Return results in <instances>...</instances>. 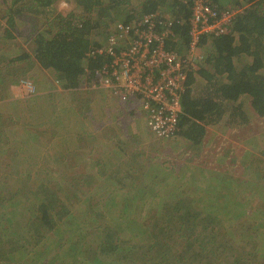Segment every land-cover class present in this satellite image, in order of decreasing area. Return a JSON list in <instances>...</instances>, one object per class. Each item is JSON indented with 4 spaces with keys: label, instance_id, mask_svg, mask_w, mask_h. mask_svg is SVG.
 <instances>
[{
    "label": "rangeland",
    "instance_id": "374dc122",
    "mask_svg": "<svg viewBox=\"0 0 264 264\" xmlns=\"http://www.w3.org/2000/svg\"><path fill=\"white\" fill-rule=\"evenodd\" d=\"M11 1L0 0V49L16 55L18 46H27L19 32L29 35L47 22L39 16L34 19L16 16V37L6 38L7 12ZM142 1L132 0V6L122 8L117 19H106V32L96 34L99 42L106 38L111 25L125 19L124 10L136 9ZM237 1L240 0H223L221 6L242 5ZM54 9L47 11V20L51 25L61 22L63 17H59V13L66 14L75 9V3L72 0H58ZM160 12L172 16L166 9H160ZM76 14L83 16L84 20L90 16L79 11ZM140 14L139 10L135 15ZM89 19L94 20V24L98 23V15ZM99 23L104 24V21ZM40 29L46 31L44 27ZM250 61L243 56L239 64ZM0 72L3 74L1 81H5L7 87L11 85L19 89L15 96H24L16 105L0 101V214L4 213L18 227L27 216H30V220L34 214L24 211L26 204L36 202L33 206L37 208L41 201H47L53 209L58 210L63 204L68 208L62 209L66 217L56 221L58 229L48 231L38 245H34L39 240L33 235L34 232L27 234L22 239L25 247L33 244L30 250L48 257L49 264H140L131 259L127 250L132 244L137 248L145 243L154 225L174 224L176 219L167 218L169 208L184 205L185 202L207 214L209 209L218 212L228 233L227 241L235 244L233 249L237 247L241 251H248L252 244H256L258 261L264 264V116L252 110L251 120L232 127L237 123L238 113L228 103L222 118L223 127L221 122L211 124L223 128V140L215 141L214 138L221 133L216 129L213 139L209 140L207 136L200 143H194L179 136L178 139L157 138L147 126L139 105L136 114L137 118H141L139 124H144V132L135 136L129 134L125 146L121 145L120 139H116V147L121 146L124 150L116 148V155L111 154L109 159L100 157L101 172L93 174L87 172L92 169L91 164H83L88 159L83 157L84 162L81 163L78 151L70 159L67 157L76 146V127L68 124L75 117L73 109L84 113L91 111L86 94L70 98L69 102L73 105H70L72 110L68 111L71 114L65 110L59 116L60 107L56 112H50L44 97L34 100L39 97L40 91L50 90L51 95L55 96L53 92L58 82L32 58L11 63L1 68ZM16 74L21 77L20 80H32L36 91L29 93L21 86L19 79L14 81ZM203 84L199 78L195 89ZM7 87L0 91V100L8 97L10 90L6 91ZM79 92L77 90L74 94ZM46 105L49 108L48 120L45 116ZM244 108H251L248 101ZM84 115L87 117L89 113ZM53 120L63 133L58 138H55V132L48 130V124ZM107 134V131L102 132L100 139L106 138ZM46 144L52 147L49 149L44 146ZM48 149L51 153L46 156ZM102 149L103 143L99 147V150ZM43 154L46 156L44 160L41 159ZM104 160H117L115 173L105 172L107 166L103 164ZM38 164L41 165L38 167ZM40 167L49 169L50 176L45 175L51 179L40 181L42 173H37ZM256 227V237L246 234ZM246 243L250 246L247 247ZM179 246H174L173 251L177 248L181 250ZM29 255L33 258L34 252ZM28 258L19 259V264H25L22 261ZM14 263L18 264V260Z\"/></svg>",
    "mask_w": 264,
    "mask_h": 264
},
{
    "label": "trees",
    "instance_id": "16d2710c",
    "mask_svg": "<svg viewBox=\"0 0 264 264\" xmlns=\"http://www.w3.org/2000/svg\"><path fill=\"white\" fill-rule=\"evenodd\" d=\"M72 1L75 3V9L66 14L59 13L58 16L63 17V20L51 25L50 20H47V11L55 10L54 4L58 0H12L7 12L6 38L16 37L14 33L17 27L16 16L31 19L42 17L47 22L43 26L46 31L40 29L43 28L42 23L37 27L38 31H33L29 35L19 32L27 46H18L16 55L0 49V69L11 63L32 58L42 69L56 77L64 89H81L87 85L93 79L94 70L105 61L103 56L93 60L87 57L91 49L102 46L105 40L99 42L96 34L105 33L108 28L105 20L117 19L122 8L130 4L132 6V0ZM210 1L222 7L223 0ZM192 3L193 0H144L136 9L124 10L123 21L128 23L137 18L135 14L139 10L140 15L159 12L168 16L160 12V9H166L172 15L168 17L179 19L181 22L174 28L178 41L172 40L169 44L183 50L189 39L188 20ZM237 3L242 4L240 6L244 7V11L235 19L230 33L206 36L202 40L201 47L205 59L199 70L190 73L187 88L181 96L183 114L176 138L179 136L200 143L205 135L206 126L222 120L228 103H231L230 106L234 110L243 109L247 101L250 103L252 109L244 108L242 113L239 112L238 119L242 123L250 119V110L264 116V0H240ZM77 11L90 15L89 18L98 15V23L94 24L95 21L89 18L84 20L83 16L76 14ZM101 21H104V24L99 23ZM243 56L251 61L239 64V59ZM87 70L90 71L89 74L86 73ZM2 75L0 72V91L7 87L5 81H1ZM20 78L16 74L14 81ZM199 78L204 84L195 89L194 85ZM49 153L51 150L47 151L46 156ZM41 159H45L44 154ZM40 165L38 164V167ZM40 168L37 170L38 174L42 173L40 181L51 179L44 174L47 172L50 176L49 169ZM35 204L37 203L33 202L32 205L26 204L23 207L26 213L34 214L30 220H28L30 216H27L18 227H15L13 221L4 213L0 214V264H15L16 260L19 264V259L23 257H29L22 261L25 264L50 263L48 257L37 253L36 250H30L33 244L25 247L22 239L34 232L33 235L39 238L34 245H38L48 231L56 228V221L66 217L67 214L62 209L68 208L63 204L56 210L50 207L47 201H41L37 208L33 206ZM184 205L169 208L167 218L176 219L174 224L154 225V228L149 230L151 235L145 243L139 244L137 248L133 244L130 246L127 251L132 260L140 264H262L258 261V247L252 244V240L250 243L252 248L248 251L245 249L241 251L237 247L233 249L235 244L231 240L227 241L228 233L218 212L209 209L207 214L195 210L185 202ZM256 230L257 227L246 234L254 238L257 236ZM250 244L246 243V246L249 247ZM178 245L181 250L177 248L173 251V247ZM33 252L32 258L29 254Z\"/></svg>",
    "mask_w": 264,
    "mask_h": 264
},
{
    "label": "built area",
    "instance_id": "2783aa9c",
    "mask_svg": "<svg viewBox=\"0 0 264 264\" xmlns=\"http://www.w3.org/2000/svg\"><path fill=\"white\" fill-rule=\"evenodd\" d=\"M190 6L189 39L183 50L169 44L180 20L153 12L116 23L106 43L88 52L90 57L105 58L93 74L92 85L106 88L124 102L140 100L148 127L159 138L177 133L181 95L189 74L199 70L203 60L202 37L228 34L243 12L241 7L220 8L210 0H193ZM20 82L29 93L36 91L32 80Z\"/></svg>",
    "mask_w": 264,
    "mask_h": 264
},
{
    "label": "crops",
    "instance_id": "0c3cea01",
    "mask_svg": "<svg viewBox=\"0 0 264 264\" xmlns=\"http://www.w3.org/2000/svg\"><path fill=\"white\" fill-rule=\"evenodd\" d=\"M57 82H58V80H57ZM55 88L56 89L53 92V94H55V96L51 95L52 91H50V90L49 91H40L38 93L39 97L35 98L34 100H38V98H40V100H41V98L44 97L46 99V104H48L50 106V112H56V109L58 107H60L59 112H58L59 116L61 114H63V112L65 110L67 113L71 114V112L68 111L69 109L72 110L70 107L71 104L69 102V99L70 98L74 99V96L76 97L78 94H81L82 96H83V94H86V96L88 98L86 102L89 103V106L91 105V111L87 112V113H89V116H87V117L84 115L87 113H84L83 111H78V110L76 111L73 109V111H74L73 114L75 117L73 118L72 122L69 121V123H68L70 125V127H72V128L76 127L77 136H76V146L70 150V153H72V154L67 155V157L69 156V159H70L72 156H75V155H73V153L78 151V156H80V158H81V163L84 162L82 160V158L84 157V159H88V162H84L83 164L85 165L86 163H88V164H91V166H92V169L87 170V172H91L93 174H99L101 172L100 164H99L100 157H105V159H109V158H111V157H109L111 154L116 155V150H115L116 148L124 150V148L121 146H120V148L116 147V144H115L116 139H120L121 145L125 146L126 145L125 142L127 141L126 139L130 136L129 134H132L135 136V134L139 135V134H141V131L145 130L144 124L143 123H142V125L139 124L141 121L140 120L141 118H137L138 115L136 114L137 106H139V105L141 106V101L138 99H131L125 103H122L121 101H118L119 100L118 97L110 96L107 93V91L103 90V89H95V91L104 92V93H99L100 95L98 94L99 95L98 96L95 93V91H93V89L88 88L87 85H84L81 89H64L61 86V84L58 83V84H56ZM7 90L8 91L10 90L9 94H7L8 97H6L5 99L0 100V101H3V102L6 101L10 105H14V104L16 105L18 102L22 101V98H24V96H21V97L15 96L16 95L15 93H17L19 89L14 87V86L9 85L6 89V91ZM77 90H79L80 92L74 94V92H76ZM71 92H73V93H71ZM70 95H72L73 97H71ZM52 100H54L55 104L52 103ZM90 101H92V102H90ZM24 102H25V100H24ZM94 104H95V108H93ZM48 105H46L47 109L45 111V116H46L47 120L49 119ZM39 106H41V104ZM26 108H27V106H26ZM141 109H142V107H141ZM243 111H244L243 109L237 110L236 111L238 113L237 116L239 117V112L242 113ZM2 112H4V110H2ZM249 113H250V120H251L253 117L251 114L252 110H250ZM131 118L133 120H131ZM144 119H145V115H144ZM54 122L55 121L53 120L51 124H48V126H49L48 130H49V132H51V131L55 132V138H58V136L62 135L63 133H62V131H60L56 127ZM220 122L222 123V127H223L222 120ZM236 122L237 123H235L232 127H235V125L242 123L240 119H237ZM73 123H76V124L72 125ZM232 123H234V122H232ZM54 127H56V128H54ZM226 127H229V125H227ZM44 129H47V128H44ZM116 129L118 131H114ZM216 129L218 131H220L221 133H219L216 136V138H214V136L216 134L214 132V130H216ZM235 129L237 130V128H234L233 130H235ZM104 131H107L108 134H107L106 138H103L101 140L100 134ZM205 131L206 132H205L203 139H205L208 136L209 140L211 138L212 139L214 138L215 141H217L218 139H220V141L223 140V128L220 129L219 126H216V125L214 126V125L208 124V126H206ZM59 132H61V133H59ZM111 132L113 133V136L111 135ZM145 133H147V132H145ZM228 133L229 132H226L225 134H228ZM176 139H178V137ZM203 139H202V141H203ZM52 140H54V139H52ZM96 140H98V141H96ZM102 143H103V149H105L103 152H102L103 149L99 150V147L102 145ZM233 143H234V141H233ZM44 146L48 147L49 149L52 147L51 145H48V144H46ZM102 154H103V156H100ZM85 156H86V158H85ZM96 156H99V157L96 159L95 158ZM75 159L77 160V158H75ZM102 162H103V164H105L107 166V169L105 170V172L115 173V167L117 165V160H115V161L104 160ZM40 169H42V168H40ZM44 174H48V173L44 172Z\"/></svg>",
    "mask_w": 264,
    "mask_h": 264
},
{
    "label": "bare ground",
    "instance_id": "6f19581e",
    "mask_svg": "<svg viewBox=\"0 0 264 264\" xmlns=\"http://www.w3.org/2000/svg\"><path fill=\"white\" fill-rule=\"evenodd\" d=\"M235 7H241V8H243V11H244V7L243 6H235ZM220 8H224V7H220ZM191 15V14H190ZM235 21V20H234ZM234 21H233V24H234ZM118 22H124V23H127V22H125V21H123V20H118V21H116L112 26H111V28H110V31L114 28V25L116 24V23H118ZM232 24V25H233ZM232 27V26H231ZM110 31L108 32V34L110 33ZM230 31H231V29H230ZM230 33V32H229ZM108 34H107V36H108ZM107 36H106V38H105V40H104V42L101 44V45H103V44H105L106 43V39H107ZM206 36H208V35H206ZM206 36H203L202 37V39H201V42H200V50H201V53H202V55H203V60H202V62L200 63V68H201V66H202V64H203V62H204V59H205V56H204V52H203V50H202V47H201V43H202V40H203V38L204 37H206ZM174 42H177L178 41V37H174L173 39H172ZM88 58H91L92 60L93 59H96V58H93V57H90L89 55L87 56ZM98 58V57H97ZM199 68V69H200ZM98 69V68H97ZM96 69V70H97ZM96 70H94V71H96ZM86 73H90V71L89 70H87L86 71ZM189 76H190V74H189ZM189 76H188V78H189ZM87 77L88 78H90V76L89 75H87ZM30 80V79H29ZM187 82H188V80H187ZM87 87L88 88H90V89H93V90H95V89H103V90H106L107 91V93L109 94V95H111V96H116V95H113V94H111V93H109V91L106 89V88H104V87H102V86H100V85H96L95 87L92 85V79L87 83ZM186 88H187V84H186ZM186 88H185V90H186ZM182 96V95H181ZM181 106H182V100H181ZM182 114H183V107H182V112H181V114H180V119H181V116H182ZM180 119H179V123H180ZM145 121H146V124H147V120H146V118H145ZM179 123H178V130H179ZM147 126H148V124H147ZM150 129V128H149ZM151 130V129H150ZM178 130H177V133H178ZM153 133V132H152ZM176 133V134H177ZM154 134V133H153ZM155 135V134H154ZM156 136V135H155ZM176 136V135H175ZM174 136V137H175ZM157 137V136H156ZM174 137H171V138H174ZM157 138H159V137H157ZM161 139H169V138H161Z\"/></svg>",
    "mask_w": 264,
    "mask_h": 264
}]
</instances>
